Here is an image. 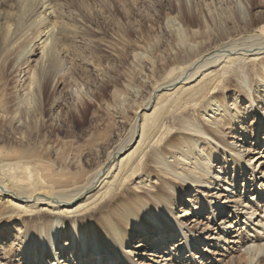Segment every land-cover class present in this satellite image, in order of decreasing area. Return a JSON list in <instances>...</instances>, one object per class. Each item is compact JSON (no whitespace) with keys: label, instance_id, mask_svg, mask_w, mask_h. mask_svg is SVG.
Listing matches in <instances>:
<instances>
[{"label":"rangeland","instance_id":"1","mask_svg":"<svg viewBox=\"0 0 264 264\" xmlns=\"http://www.w3.org/2000/svg\"><path fill=\"white\" fill-rule=\"evenodd\" d=\"M246 1L251 4L254 0ZM260 1L264 3V0L254 2L260 4ZM33 2L34 6L25 17L22 28L18 32L15 30L12 36L13 43L9 47L10 57L7 65L8 63L12 64L7 67L5 75H0V96L4 100L11 101L10 107L16 111V116H13L16 122L11 128L4 127L6 115L0 111V150L2 154H5L4 159H17L16 153L25 150H29L31 154L35 155V159H60L57 155L59 152L65 159H83L82 164L88 160L89 167L87 165L85 167L90 169L94 164L91 163V159H107V154L111 153L116 146L128 143L131 138V127L136 116L142 110L138 109L140 105L148 104L150 101L152 104L155 102V108L147 112L146 121L143 120V123L137 121V125L140 123L144 126L159 116L161 106L172 102L173 98L185 97V103L192 104V107H183L182 102V108L178 109L175 117L173 114L169 118L159 117L161 120L158 122V127L162 126L164 120L166 123L172 121L167 123L164 130L162 128L160 132H158V127H154V135L159 137L155 146H151L153 140L150 141L149 131L145 129V139H138L137 142L132 143L133 146L128 147L129 151L126 150L120 154L118 159H125L122 172L124 174L127 171V174H130V170L133 169L137 160L149 159L154 150L163 151L168 141L177 138L176 124H173L175 118H179L181 114L182 116L195 114L199 118L203 119L205 116L207 119L201 107L204 104L207 105L208 93L214 84L209 87V90L206 89V84L212 77L221 75L223 65L216 69L214 66L217 64L210 65L209 67L212 69H207L189 84H184L187 89L185 92L180 90L183 84L167 88L164 86L163 91L157 95L156 101L155 88L170 81V78L176 73L179 74L183 66L175 64L183 58V52L187 48L188 50L195 49L196 52L201 53H205L210 48H217L215 44L216 29L220 24L225 26L224 21L228 16H232L233 10L238 8L239 0H33ZM54 9L58 11V14L54 12ZM258 10V12H264V6ZM192 13L197 18H194L190 24L187 19H190ZM204 15H207L208 19H203ZM212 16L213 18H211ZM206 20L207 23H205ZM37 22L42 23L39 31L32 25ZM53 22L57 23V28L63 23L73 24L68 28L79 34L87 28L90 35L82 38L77 35L76 38H73L74 48L66 47L71 51L63 49L64 47L58 48L60 51H56L55 56L57 57L55 58H58L59 63L62 64H58L55 69L53 82L48 88H43L40 81L36 85L30 86L32 78L43 67V49L41 48L47 44L45 39L49 36L48 30L45 31L43 26ZM57 28L54 31L55 36ZM183 29L197 32L195 36L190 37L185 46L177 40V34ZM228 30L234 32L236 27L231 25ZM252 37L253 35L247 34L238 40L239 43L250 41ZM94 39L98 41L91 42ZM26 44H30L28 46V49L31 50L30 53H25L26 55L17 59L18 49ZM48 46L46 47L48 48ZM241 49L239 48L240 51L237 53L233 51L232 54L236 53L233 56L236 61L227 66L249 68L252 66L248 59L240 57V54L244 53ZM227 51L232 52L226 49L221 53L215 52L205 59L210 60L215 55L228 54ZM6 53L7 50L0 57V66L3 56L7 55ZM62 59L63 61L60 62ZM45 61L44 57L43 62ZM227 75L229 77L231 74ZM112 80L116 81L117 89L121 91V97L117 103L112 94L114 91L110 83ZM251 81L252 79L247 76L249 83L247 86L241 85V82L237 80H233L229 84L225 83L228 105H232L235 98L240 96L238 88L243 89L244 87L248 91L247 94L244 93L245 99H239L241 103L237 105L241 113L239 117L246 116L240 126L242 129L239 127L237 132L239 143L236 148L238 149H240V145L244 144L245 137L249 144L253 142L254 122L258 116V108H264V99L259 105L249 99V97L253 98L251 92L254 91L249 87L254 85ZM259 87L261 89L259 91H264V86L259 85ZM191 101L192 103H190ZM248 106L251 108L249 111H247ZM41 109H45L46 114L43 115ZM215 114L217 113H211L209 115L211 118L208 117L209 120H212ZM19 119L21 121L17 122ZM261 128V140L259 146L256 145V147L262 152L264 151V122ZM242 131L245 132L244 136H240ZM229 132L230 130L226 131V133ZM227 140L229 143L233 142L231 136L227 137ZM257 151L253 154H256ZM262 158L259 168L264 169V155ZM215 161L216 174L221 171L220 177H225L224 168L221 170L222 165L218 166V160ZM216 166L218 167L216 168ZM139 173L136 174V178H126L125 180L123 179L125 176H122V180L125 183H132L135 180L138 182ZM245 175L248 180L251 178V174L248 172ZM240 176L241 174H239V182ZM255 178H257L256 184L252 182L253 177L247 182V190L243 194L246 195V198H243L241 191L238 193L240 199L243 198L245 201L240 211L236 208L233 209L232 203L220 207L218 201L224 203L227 196L222 193L220 186H217V190H214L216 189L214 186L210 190L202 187L203 196L207 199L201 198L199 201V203L203 200L206 202L202 206V212L196 209L198 207L196 204L194 209L193 205L188 207L190 202L187 204L185 202L190 197L199 194L197 189L186 187L185 197L181 198L182 202L174 209L178 217L181 216L179 212L185 207L189 209L190 214L182 217L181 220L189 228L197 224V235L193 236L185 229L189 237L196 238L193 244L189 246L185 239L182 241L180 238L175 246L172 243L166 246L167 249L170 247L183 248V258L186 259L179 260L177 263L175 261L176 264H181V261L182 264H227V262L245 264V260H248L249 264H264V252L257 251L264 246V173L261 175V171H258ZM224 183L225 181L222 186ZM98 186L91 182L82 198L96 191ZM210 191L211 193H209ZM210 202H212L213 209L209 214ZM222 210H225L223 214ZM87 213L88 211L82 214L81 212L69 213L67 216L76 220L80 214ZM253 213L254 216H252ZM214 215L215 218L211 219ZM237 216H240L241 222L236 220ZM187 220L189 222L186 223ZM230 221L234 225L229 232H226L224 231L225 223ZM12 230L10 227L7 228L1 236L6 238L8 234L14 235ZM42 237H29L28 235L22 239L21 245L12 258L15 260V264H36V262L39 264L38 258L40 257H37V251H42L43 254L51 251L53 263L58 264L55 249L56 240L59 238L60 241L62 238L61 244L72 245H75L77 240H81L80 235L77 236L74 230L71 231L68 227L67 230L63 229L59 231V234L56 233L53 249L50 250V246L47 247L46 244L47 240ZM225 238L230 239V242H226ZM133 242L135 243L136 240ZM244 255L245 260L244 258L242 260L241 257ZM65 260H67L66 255ZM133 260L136 264H160L161 261L158 259V263L157 258L150 252L142 257H133ZM43 261L44 264L52 262V260L46 259ZM175 263L173 262V264Z\"/></svg>","mask_w":264,"mask_h":264},{"label":"bare ground","instance_id":"2","mask_svg":"<svg viewBox=\"0 0 264 264\" xmlns=\"http://www.w3.org/2000/svg\"><path fill=\"white\" fill-rule=\"evenodd\" d=\"M254 1L251 4L246 0L236 2L239 6L233 10L232 16L226 18L224 21L225 26L220 24L216 29L215 44L217 48H210L205 53L196 52L195 49L191 48L188 50L187 48L183 52V58L175 64L183 66L179 74L176 73L172 76L170 81L164 83L165 85L162 84L155 88L156 101L157 95L160 91H163L164 86L167 88L176 87L178 84L182 86L183 84L180 90L185 92L187 90L185 85L195 80L198 75H202L210 68V65L217 64V66H214L215 69L223 65L221 75L212 77L206 84L207 90L214 84L208 93L207 105L204 104L201 107L207 119H205V116L203 119L199 118L195 114L189 116H182L181 114V118H175L173 124H176L177 138L168 141L163 151L154 150L149 159L137 160L133 169L130 170V174H127V171L123 174L122 167L125 159H118L120 154L123 151H129L128 147L133 146V142H137L138 139H145V129L149 131L150 141L153 140L151 146H155L159 137L154 135V127H158V122L161 120L159 117L169 118L172 114L175 117L178 109L182 108V102L183 107H192V104L185 103V97L173 98L172 102L161 106L159 116L153 118L150 124L144 126L140 123L137 125V121H146L147 112L155 108V102L152 104V101H150L148 104L140 105L138 109L142 110L136 116L131 127V138L128 143L116 146L111 153L107 154V159H91V163L94 164L90 169L88 168V160L83 162L85 164H82L83 159H65L59 152H57V155L60 159H35V155L31 154L29 150L18 151L16 153L17 159H4L5 154H2L0 150V240L2 238L0 241L2 244L0 246V257H2L0 258V264H15V260L12 259L13 255L21 245L22 239L28 235L29 237L43 236L42 238L47 240V247L50 246V250H52L56 233L59 234V231L67 230L68 227L71 231L74 230L77 236L80 235L81 240H77L75 245L61 244L62 238L60 241L59 238L56 240L55 249L58 264L65 262L66 264H78L79 262L80 264H136L133 257L145 256L147 252H150L157 260L160 259V264H173L175 261L177 263L179 260L186 259L183 258V248L170 247L167 249L166 246L171 245V243L175 246L180 238H182V241L185 239L190 246L196 238L189 237L187 232L193 236L197 235V224L189 228L181 220L182 217L190 214L189 209L185 207L184 210L179 212L181 215L179 217L174 209L182 202L181 198L185 197L184 190L186 187L197 189L199 194L190 197L185 202V204L190 202L188 207L193 205L194 209L196 204L198 205L196 209L202 212V206L206 204L204 200L199 203L200 199L204 198L201 191L202 187L210 190L214 186V188L216 187L214 190H217V186H220L222 193L227 194L224 203L218 201L220 207L232 203V208L240 211L245 203L243 198H246V195L243 194L247 190V182L253 177L252 182L256 184L257 172L261 171V175L264 173V169L259 168L262 164L264 151L261 152L256 147L261 140L264 108H258V116L256 122H254L255 134L252 141L255 143L249 144L245 137L244 144L242 142L243 145L239 146L240 149L236 148L239 143L237 132L246 117H239L241 113L237 105L241 103L239 99H245L244 93L247 94L248 91L244 87L243 89L238 88L240 96L235 98L232 105H228L225 83L229 84L231 81L237 80L241 82V85L247 86L249 84L247 82L248 76L254 84L253 87L249 86L250 90L254 89L251 92L253 98L249 97V99L254 100L257 105L262 104L264 91H259L261 90L259 85L264 86V12H258V9L263 7L264 3L260 1V4H256ZM33 6V0H0V57L7 50V55L3 56L0 66V75H5L7 67L12 64L8 63L7 65L10 57L9 47L13 43L12 36L15 30L18 32L22 28L24 19ZM8 8L9 10H6ZM54 12L58 14L55 9ZM189 18L187 20L192 24L197 16L192 13ZM205 18H207V15L203 16V19ZM205 23H207V20ZM32 25L39 31L42 23L37 22ZM72 25L63 23L57 28V23L53 22L43 26V29L48 30L47 33H49V36L45 39L49 46L46 44L41 48L43 49V67L32 78L30 86L36 85L40 81L43 88H48L53 82L55 69L60 64L58 58H55L57 57L55 53L58 48H74L75 41L73 42V38H76L77 35H80V38L90 35L87 28L82 33L80 32L81 34L75 33V31L68 28ZM231 25L236 27L234 32L228 30ZM237 25L239 26L237 27ZM56 28L58 30L55 36L54 31ZM196 34V31L183 29L177 34V40L185 46L190 37ZM247 34L253 35L251 40L239 43L238 39L245 37ZM96 41L98 40H91L93 43ZM29 45L20 46L18 53L16 52L17 59L22 58L26 55L25 53H30ZM68 48L66 50H70ZM239 48H242L241 50L244 52L240 54V57L251 62L252 66L250 68L227 66L236 61L233 56L240 51ZM226 49L232 52L227 51L228 54L215 55L210 60L205 59L215 52L221 53ZM233 51H236V53L232 54ZM44 57L46 58L45 62H43ZM227 74L231 75L227 77ZM110 83L114 88L112 94L117 103L120 100L121 91L117 89L116 81L112 80ZM159 88L160 90H158ZM193 96L197 98L194 94ZM10 106L11 101L4 100L0 96V111L6 115L4 127L8 128H11L13 123L16 122L15 117H13L16 116V111H13ZM232 107L236 112L232 110ZM247 109L249 111L251 108L248 106ZM41 110L43 115L46 114L45 109ZM211 113L217 114L212 120H209L208 117ZM19 121L21 120H17V122ZM167 123L164 120L162 126L158 127V132L162 128L164 130ZM227 130H230V132L226 133ZM244 135L245 132L242 131L240 136ZM229 136H231L233 142L229 143L227 140ZM201 144L205 145L201 146ZM255 151L257 153L253 154ZM216 159L219 162L218 166L222 165L220 169L223 170L224 168L225 177H220L221 171L216 174V169H214ZM138 172H140L137 178L138 182L135 180L132 183H125L122 180V176H125V178L123 177L124 180L134 178ZM246 172L251 174L249 180L245 175ZM238 173L241 174L240 182ZM224 181L225 183L222 186ZM91 182L98 184V189L82 198ZM239 191L242 192L243 201L239 197ZM212 209V202H210L209 214ZM85 211H88V213L81 215ZM76 212H81L76 220L67 216L69 213ZM224 212L225 210H222V214ZM252 216H254V213ZM214 218L215 215L211 217V219ZM236 220L241 222L242 219L237 216ZM233 225L234 223L231 221L225 223L224 231L229 232ZM9 227L13 229L12 233L14 232V235L8 234L6 238H3L1 235ZM19 227L21 228L19 229ZM185 229L188 231L186 232ZM133 240H136V242L134 243ZM224 240L230 242L228 238ZM61 245L63 246L60 248ZM263 249L264 246L257 251L261 253L264 252ZM37 252L39 254H37V257H40L38 258L39 264H44L43 260L45 259L52 260L51 264H56L51 259V251L44 254L42 251ZM65 255L67 260H65ZM243 258L245 260V255L241 257L242 260ZM244 263L249 264L248 260H245ZM227 264L231 263L227 262Z\"/></svg>","mask_w":264,"mask_h":264}]
</instances>
